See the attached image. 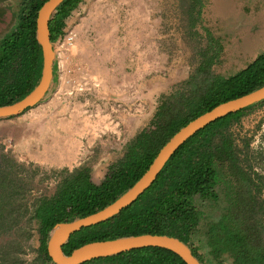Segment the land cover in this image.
Wrapping results in <instances>:
<instances>
[{
    "label": "trees",
    "instance_id": "trees-1",
    "mask_svg": "<svg viewBox=\"0 0 264 264\" xmlns=\"http://www.w3.org/2000/svg\"><path fill=\"white\" fill-rule=\"evenodd\" d=\"M46 1L17 0L15 23L0 38V105L23 98L41 77L43 52L36 38V20ZM81 2L65 0L53 13L49 22L52 43L63 35L67 19ZM182 4L188 36L201 35L199 25L205 34L204 42L196 49L200 62L187 81L161 95L150 124L126 145L121 157L108 165L100 182L94 180L88 164L53 169L55 192H42L28 199L24 187L12 177L11 160L0 162V236L12 234L25 218L27 226H35L39 246L31 264H55L47 251L53 226L95 213L115 201L140 179L181 127L218 104L264 85V51L235 74H215L213 66L221 59L224 47L203 24L205 0H182ZM263 104L264 101L230 113L197 131L172 155L142 196L115 217L73 233L64 245L65 252L69 254L92 241L154 233L178 237L203 264H224L226 260L231 264H264L260 176H253L252 166L242 159L241 148L229 132L234 122ZM198 198L223 201L219 216L207 220L203 230L208 262L193 241L206 219ZM21 199L28 201L14 203ZM0 253V264H17L10 248L1 249ZM104 263L187 264L175 252L160 247L133 249L83 264Z\"/></svg>",
    "mask_w": 264,
    "mask_h": 264
},
{
    "label": "rangeland",
    "instance_id": "rangeland-1",
    "mask_svg": "<svg viewBox=\"0 0 264 264\" xmlns=\"http://www.w3.org/2000/svg\"><path fill=\"white\" fill-rule=\"evenodd\" d=\"M11 17L1 14L0 38L12 28ZM203 24L224 47L221 59L213 66L215 74H235L264 51V0H205ZM66 25L76 31L79 45V51L75 48L70 54L68 65L72 71L68 77L75 76L84 90L70 93L74 82L60 87L54 74L52 87L41 103L22 115L0 120V162L11 160L12 177L24 187L28 199L42 192H55L53 169L88 164L94 180L100 182L108 165L123 155L135 137V131L127 127L135 114V99L142 97L144 105L140 132L150 124L161 95L194 73L200 62L196 49L205 40L200 25L201 35L188 36L182 0H82ZM75 57L84 59L86 68L81 72V60H72ZM94 73L106 78L102 81L105 89L99 90V83L90 78ZM108 94L109 102L105 97ZM124 95L128 97L126 105ZM88 123L96 127L85 131L87 154L70 166L53 161L52 144L60 128L74 125L83 133L80 128ZM229 132L241 148L242 159L252 166L253 176H260L258 196L264 205V104L249 110L230 126ZM197 204L206 219L193 241L208 262L203 230L207 220L219 216L223 201L198 198ZM26 220L20 221L12 234L0 236V252L10 248L17 264H31L39 246L36 227L27 226Z\"/></svg>",
    "mask_w": 264,
    "mask_h": 264
},
{
    "label": "water",
    "instance_id": "water-1",
    "mask_svg": "<svg viewBox=\"0 0 264 264\" xmlns=\"http://www.w3.org/2000/svg\"><path fill=\"white\" fill-rule=\"evenodd\" d=\"M65 0H47L38 11L36 38L42 47L43 68L39 81L23 98L7 105H0V118H12L41 103L49 92L54 79L55 52L51 41L49 22L58 6ZM11 27L15 23L14 14ZM0 19L1 14H0ZM7 30L6 32H8ZM5 32V33H6ZM264 101V85L235 99L222 102L181 127L159 150L148 170L135 184L103 209L71 221L55 224L47 242V251L55 264H83L87 261L115 256L133 249L160 247L178 254L187 264H203L193 253L191 247L178 237L167 234L143 233L114 239L97 240L86 243L71 253H66L64 245L73 233L84 227L93 226L118 215L153 184L172 155L197 131L211 122Z\"/></svg>",
    "mask_w": 264,
    "mask_h": 264
},
{
    "label": "crops",
    "instance_id": "crops-1",
    "mask_svg": "<svg viewBox=\"0 0 264 264\" xmlns=\"http://www.w3.org/2000/svg\"><path fill=\"white\" fill-rule=\"evenodd\" d=\"M76 49H78L79 51V45L76 42ZM77 52V51H76ZM72 60H81V66L82 68H86L85 64L82 62V60H84L83 58H74ZM135 60H133V64H134ZM159 61L156 60V65L158 67ZM152 64H154V62H152ZM136 65V62H135ZM104 70V74H106V69ZM90 78L95 82L97 81L99 83V85H97V87H99V90L102 88L105 89V86L102 85V81L105 82V77L104 79L97 74H90ZM106 91V90H104ZM106 99L111 100V94L105 95ZM125 100L123 101V104H127L128 101V97L127 95H124ZM100 106V105H99ZM127 107V106H125ZM143 109H144V105H143V99L142 97H137L135 99V114L134 116L131 117V119L128 120V124L127 127L128 129H131L134 132V136L137 134L138 132V126L142 128L143 125ZM127 118V117H126ZM128 119V118H127ZM104 122V121H103ZM102 122V123H103ZM100 123L99 125L102 126ZM73 125V124H72ZM92 127H96L95 125H91V123H88L86 125H83L80 129H82L83 133L77 131L74 129V125L73 126H65V127H61V133H56L55 135V140L53 141V153H54V159L53 161L59 162V163H63L67 166L73 165L74 163L77 162L78 158L80 157V155H86L87 154V150H86V145H84L83 143L85 142L84 139H87V137L85 138V131L87 129L91 130ZM95 139V138H94ZM89 145V144H88Z\"/></svg>",
    "mask_w": 264,
    "mask_h": 264
},
{
    "label": "built area",
    "instance_id": "built-area-1",
    "mask_svg": "<svg viewBox=\"0 0 264 264\" xmlns=\"http://www.w3.org/2000/svg\"><path fill=\"white\" fill-rule=\"evenodd\" d=\"M76 38L77 33L74 29L67 26L64 28L63 35L58 38V40L53 43V48L55 52V62H54V74L60 83V87L65 82H74V89L70 93H73L75 90H84V85L79 81L75 76L68 77V73L71 72V68L68 65V60H71L70 54L76 48ZM79 71H82V66H79Z\"/></svg>",
    "mask_w": 264,
    "mask_h": 264
},
{
    "label": "flooded vegetation",
    "instance_id": "flooded-vegetation-1",
    "mask_svg": "<svg viewBox=\"0 0 264 264\" xmlns=\"http://www.w3.org/2000/svg\"><path fill=\"white\" fill-rule=\"evenodd\" d=\"M17 0H0V12L2 15L13 14Z\"/></svg>",
    "mask_w": 264,
    "mask_h": 264
}]
</instances>
